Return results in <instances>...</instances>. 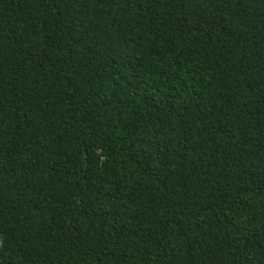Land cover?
Returning <instances> with one entry per match:
<instances>
[{
  "label": "trees",
  "instance_id": "16d2710c",
  "mask_svg": "<svg viewBox=\"0 0 264 264\" xmlns=\"http://www.w3.org/2000/svg\"><path fill=\"white\" fill-rule=\"evenodd\" d=\"M0 264H264V0H0Z\"/></svg>",
  "mask_w": 264,
  "mask_h": 264
}]
</instances>
